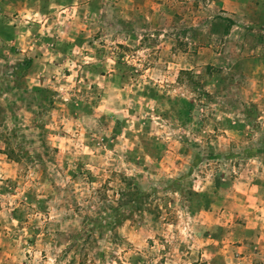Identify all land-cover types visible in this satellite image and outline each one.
<instances>
[{"label": "rangeland", "instance_id": "obj_1", "mask_svg": "<svg viewBox=\"0 0 264 264\" xmlns=\"http://www.w3.org/2000/svg\"><path fill=\"white\" fill-rule=\"evenodd\" d=\"M0 264H264V0H0Z\"/></svg>", "mask_w": 264, "mask_h": 264}, {"label": "trees", "instance_id": "obj_2", "mask_svg": "<svg viewBox=\"0 0 264 264\" xmlns=\"http://www.w3.org/2000/svg\"><path fill=\"white\" fill-rule=\"evenodd\" d=\"M143 196V194L140 195V193H136L134 195H132V198L135 200V202L140 199ZM132 212V211H131ZM130 212V213H131ZM130 214L124 215L123 218H127Z\"/></svg>", "mask_w": 264, "mask_h": 264}]
</instances>
